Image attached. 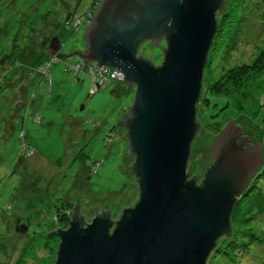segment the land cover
Returning <instances> with one entry per match:
<instances>
[{"label":"rangeland","instance_id":"374dc122","mask_svg":"<svg viewBox=\"0 0 264 264\" xmlns=\"http://www.w3.org/2000/svg\"><path fill=\"white\" fill-rule=\"evenodd\" d=\"M223 1L196 105L199 128L186 168L190 176L205 173L210 161L208 157L205 160L208 147L230 121L241 127L242 136L260 144L264 164V72L232 94L207 92L224 70L249 63L263 47L264 0ZM92 2L0 0V264H45L49 258L55 263L59 244L56 239L52 241L54 250L39 249L34 258L23 255V246L31 238L28 234L50 230L48 222L55 212L54 204L67 205L70 213L78 201L86 220L94 217L92 205L110 208L112 219H116L122 208L137 201V182L128 168L133 157L128 155L124 131L117 127L132 104L135 85L112 80L90 96V79L83 73L82 58L73 53L84 48L86 26L74 30L67 27L69 22L65 25L68 11L74 10L73 18L86 17ZM54 36L60 42L54 52L57 62L52 61L55 55L48 48ZM165 46L163 40L157 45L145 41L138 52L157 66ZM76 64L80 65L77 73L74 68L69 72ZM45 75L51 76V83L46 84ZM22 128L35 148L30 155L19 152L18 133ZM79 153L87 155L88 162L83 163ZM260 182L264 184V179ZM245 215L239 208L234 214L235 223L246 220L243 229L261 228L257 221L264 222V213L253 210L250 216ZM20 217L29 221L26 236L14 230ZM244 231L247 230H240L237 236L243 249L236 248L232 253L236 259L241 256L246 264H264V260L252 255L249 241L240 243V237L246 235ZM259 250L264 254V247Z\"/></svg>","mask_w":264,"mask_h":264},{"label":"water","instance_id":"95a60500","mask_svg":"<svg viewBox=\"0 0 264 264\" xmlns=\"http://www.w3.org/2000/svg\"><path fill=\"white\" fill-rule=\"evenodd\" d=\"M223 6V0L98 4L83 50L73 53L83 63L118 69L135 85L125 128L139 194L116 219L104 209L86 223L76 212L67 228L53 230L59 238L54 264H206L218 238L230 232L233 207L263 162L260 144L230 121L210 147L215 160L201 184L186 171L199 128L203 70ZM158 40L166 46L156 66L138 49ZM48 48H60L57 36ZM14 230L26 236L29 221L17 218Z\"/></svg>","mask_w":264,"mask_h":264},{"label":"trees","instance_id":"16d2710c","mask_svg":"<svg viewBox=\"0 0 264 264\" xmlns=\"http://www.w3.org/2000/svg\"><path fill=\"white\" fill-rule=\"evenodd\" d=\"M94 5H96L95 0H93V2L91 3L92 8ZM221 10H223V8L220 9V11ZM73 12L74 10L67 12L66 17H65V25L72 19ZM218 26H219V22H217V29H216L215 35L213 36L210 49L213 45L215 36L218 32V28H219ZM160 41L162 40H158L156 43L152 42L151 45H157ZM164 50L165 48L163 49V53H164ZM209 52H208V55H209ZM52 55H55L54 52L52 53ZM138 55L144 57L139 52H138ZM54 58H57L56 55L52 58V61L57 62L58 60H55ZM150 62L152 61L150 60ZM207 62H208V56H207ZM46 63H50V62L47 60ZM66 65H67V70H68V63ZM83 65H84L83 73L88 75L87 73L88 69L93 67L95 63H91V62L83 63ZM49 67H51V65H49ZM38 69H40L41 71V67H38L37 70ZM204 72H205V68L203 70V74ZM263 72H264V44H263V47L259 50V52L256 54V56L249 63H241L238 65L228 67L226 70H224V72L214 82H212L208 86L207 92L219 93V94H224V95L232 94L234 92H237L243 89L246 85H248V83H250V81L255 79L259 74ZM39 76L41 77L40 74ZM202 82H204V77H203ZM50 83H51V76H50ZM46 84H48V81L46 82ZM108 84L109 83H107V85ZM89 95L91 96L92 94L89 93ZM134 96H135V91H134ZM134 96H133V101H134ZM133 101H132V104H133ZM205 103H208L207 99H205ZM25 109L26 107L21 110V114L17 116V121H20L18 117H22V114L25 113L24 111ZM128 112L129 110H127L120 117L118 121L117 127L120 128L121 130H123V128L126 130L125 122H126V115ZM24 116H27V115L24 114L23 117ZM31 118L33 120L32 116ZM124 135H125V139L128 140L126 133ZM18 138L20 139L19 152L22 153L23 155L26 154L27 147H32L33 149H35L32 145L31 137L29 136L28 132H26L23 128L18 133ZM127 144L129 148V141H127ZM128 154L129 156H131L129 150H128ZM78 158L83 163H86L89 160V157L83 153H79ZM130 173L132 177L135 179V181L137 182V179L134 177L131 168H130ZM189 176L190 175L188 173V178ZM261 179H264V164L263 163L260 165V167L254 172L252 177L249 179L246 189L241 194V196L237 200V203L233 207V210L230 216V232L218 238L213 251L210 253L207 259V262H210L211 264H246L244 259L241 261L242 259L241 256H239L240 258L239 260V259H236L235 257L236 255L232 253V251H234V249L236 248L243 249L242 247H239V243H237L238 242L237 236L239 235L240 230H247V231H244L246 235L240 237L241 239L240 243H246L249 241L250 245H248V247L252 249L251 251L252 255L257 256V258L260 260H264V254L260 253V250H259L260 247H264V228H263L264 222L258 219L257 223L260 225L261 228L259 229L255 228L253 230H250V229L242 228L243 226L246 225L245 224L246 220L244 222L241 221L239 223H235L234 221V214L239 208H243V212L246 214L244 217L250 216L253 210L259 211V213H264V184L260 182ZM122 206L123 205H121L120 207ZM53 207L55 209V212L53 214V217L48 222L49 224L48 227L50 230L47 231V233L45 234L39 233L38 230H35L31 234H28V236H31V238L27 241L26 245L23 246V255H25V257H30V258L36 257L35 253L37 252V250L42 249V248H49L50 250L52 249L54 250L55 247L54 245H52V241L54 239L59 240V238L55 235H52L51 232L53 231L54 228L65 229L68 227L71 214L66 211L67 205L65 206L64 204H61L58 207L56 206V204H54ZM106 209H108L111 213L110 208H106ZM34 234H40V235H37L35 237ZM57 249L58 247L56 248V250ZM52 261H54V259L49 258L48 263H45V264L54 263ZM259 263L260 262H255V264H259Z\"/></svg>","mask_w":264,"mask_h":264},{"label":"built area","instance_id":"2783aa9c","mask_svg":"<svg viewBox=\"0 0 264 264\" xmlns=\"http://www.w3.org/2000/svg\"><path fill=\"white\" fill-rule=\"evenodd\" d=\"M100 1L101 0H95L96 5H94L93 8L91 7V11H90V13L87 14L86 17H82V16L76 17V18L72 17V19L69 21L67 27L73 28L74 30H77L79 27L87 26L89 23H91V21H92L91 17L94 15V12L96 11L98 4H100ZM91 63H95V62H91ZM47 64H49V63H47ZM69 65H71V64H69ZM79 67H80V65L76 64V65H74V67L71 66L69 68V70L74 68L75 73H77V70ZM45 70L46 69L43 68V71H45ZM44 73L47 74L46 72H44ZM87 73L90 77V82H91V86L89 88L90 94H94L97 90L104 88L107 85V83H109V81L124 80V74L121 71H119L118 69L110 68V67H98L96 63L93 67L88 69ZM47 75H45V81L46 82L48 81V83H50V76H47ZM36 120H39V119L36 118ZM33 150L34 149L32 147H27L26 155H30L33 152Z\"/></svg>","mask_w":264,"mask_h":264},{"label":"flooded vegetation","instance_id":"af4514ba","mask_svg":"<svg viewBox=\"0 0 264 264\" xmlns=\"http://www.w3.org/2000/svg\"><path fill=\"white\" fill-rule=\"evenodd\" d=\"M219 11H220V10H219ZM219 11H218V12H219ZM95 12H96V11H95ZM218 12H217V13H218ZM147 42H149V41H147ZM149 44H152V42H149ZM45 47H46V46H45ZM123 131L126 133V130H125L124 128H123ZM220 132H221V131H220ZM220 132H219V133H220ZM125 133H124V134H125ZM219 133H218V134H219ZM216 137H217V136H216ZM216 137H215V138H216ZM215 138H214V140H215ZM214 140L212 141L211 145L213 144ZM211 145H210V147H211ZM210 147H208V148H209V156H208L207 159L210 160L209 163H208V164H209L208 167L211 166L212 163H213L214 160H215L214 153L211 152V150H210L211 148H210ZM208 167H207V168H208ZM190 178L195 179L196 184H197V185H200L201 182H202V180H203V178H204V173H203V175H198V176H193V177L190 176ZM90 207H91V206H90ZM92 209H93V211H95V212H94V215H95V214L98 213L99 211L104 210V209H106V208H100V209H98L97 206H93V205H92ZM76 212H78L80 215H82V216L84 217V219H85L86 214L81 213V211L79 210V208H78L77 206L74 207L73 210H71V212H70L71 216H72L74 213H76ZM91 219H92V218H89V219H87V220L85 219V222L88 223V222L91 221ZM114 219H115V218H114Z\"/></svg>","mask_w":264,"mask_h":264}]
</instances>
